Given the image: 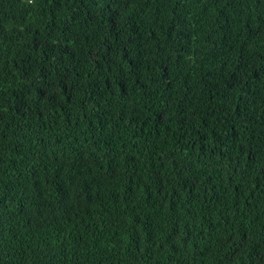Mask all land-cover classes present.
Wrapping results in <instances>:
<instances>
[{
  "label": "trees",
  "instance_id": "obj_1",
  "mask_svg": "<svg viewBox=\"0 0 264 264\" xmlns=\"http://www.w3.org/2000/svg\"><path fill=\"white\" fill-rule=\"evenodd\" d=\"M0 264H264V0H0Z\"/></svg>",
  "mask_w": 264,
  "mask_h": 264
}]
</instances>
